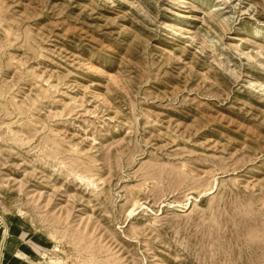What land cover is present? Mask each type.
<instances>
[{
  "label": "rangeland",
  "instance_id": "374dc122",
  "mask_svg": "<svg viewBox=\"0 0 264 264\" xmlns=\"http://www.w3.org/2000/svg\"><path fill=\"white\" fill-rule=\"evenodd\" d=\"M0 224L1 264H264V0H0Z\"/></svg>",
  "mask_w": 264,
  "mask_h": 264
},
{
  "label": "crops",
  "instance_id": "0c3cea01",
  "mask_svg": "<svg viewBox=\"0 0 264 264\" xmlns=\"http://www.w3.org/2000/svg\"><path fill=\"white\" fill-rule=\"evenodd\" d=\"M4 228L5 227H2L1 226V224H0V253L1 254H3V252H2V249L4 248V246H6L7 245V247L8 248H10L11 247V251L12 252H14V253H17L18 251H19V249L18 248H16V249H14L16 246H14V244L11 242V241H16V239H11L12 238V236H14L15 238H17V240H19V235H17V234H15V233H13V235H9L8 236V232L10 233L11 232V234H12V229H10V227H8L7 226V234H6V236L4 237V235H3V230H4ZM13 228V227H12ZM17 243V242H16ZM14 247V248H13ZM13 249V250H12ZM27 253H28V251H27ZM12 256H14V258H16V255H0V264H1V261L3 260V257H6V258H10L9 259V261H11V259H12ZM30 255H28V259H30V257H29ZM6 264V263H5ZM10 264H11V262H10Z\"/></svg>",
  "mask_w": 264,
  "mask_h": 264
}]
</instances>
